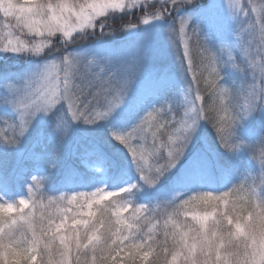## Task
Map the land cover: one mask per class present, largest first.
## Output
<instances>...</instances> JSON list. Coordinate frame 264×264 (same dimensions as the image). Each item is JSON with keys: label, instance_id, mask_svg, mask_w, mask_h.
Returning <instances> with one entry per match:
<instances>
[{"label": "snow or ice", "instance_id": "6c2138e0", "mask_svg": "<svg viewBox=\"0 0 264 264\" xmlns=\"http://www.w3.org/2000/svg\"><path fill=\"white\" fill-rule=\"evenodd\" d=\"M117 12L137 19L113 27ZM0 17V54L37 61L0 77V149L17 158L0 170V264H264V0H0ZM64 147L84 171L50 194Z\"/></svg>", "mask_w": 264, "mask_h": 264}, {"label": "trees", "instance_id": "16d2710c", "mask_svg": "<svg viewBox=\"0 0 264 264\" xmlns=\"http://www.w3.org/2000/svg\"><path fill=\"white\" fill-rule=\"evenodd\" d=\"M157 7H159L158 4H157ZM120 15L121 14L119 12L115 13L114 16L108 20L109 25H112L113 27H115L119 24L126 23L128 20L135 22L137 19L136 16H129L124 21H122L119 19ZM111 30H112L111 28H105V32H110ZM119 33H121V32H115L112 36L105 37V39L110 40V41H114L116 43H123L122 41H120V39H117V38H119ZM194 59H198V58H194ZM9 62H11V61H9ZM26 62L27 63L24 66L30 67V65L35 64L37 61L33 60L32 58H27ZM167 62L169 65H171L173 67H178L173 55H169ZM0 64H1V62H0ZM189 79H190V77H189ZM199 79H200L199 87L201 90V94L204 95L205 106H206V108H208L210 105L213 104V100L210 98V94H209V92H208V90H207V88L203 82V79L202 78H199ZM185 87H187V85H185ZM195 88H196V85H193V95L195 94ZM237 102L243 103L242 97L239 98V101H237V99L226 98L225 106L229 107V111H231L230 106H235V104ZM219 103H220L219 97H217L215 100V104L217 106H219ZM0 115H3V111L1 109H0ZM206 117L209 121H214L217 118V112L215 110H208L206 112ZM246 128H251L255 131V130H258L259 124L256 121H251L248 125H246ZM210 129H211V123L208 124V127L204 126L202 128V135L209 142L214 143V133H212ZM101 131H102V129H97L95 132L90 131L91 134L89 136H96ZM73 147H75V145H73ZM261 150H262L261 146L257 145L256 150H255V155H256L257 160L259 158ZM49 151L50 152L57 151L56 146L54 144L50 145ZM217 151L222 153V150H220L218 148H217ZM69 153L70 152H66L63 148H60L57 152V156H56L57 169H56L55 174L49 179V182L46 186V189L49 191L50 194H55L56 192L61 190V188H62V173H63V170L66 166L70 165L73 168H78L81 171H84L83 167L80 165V162L75 157L71 156ZM116 156L118 159L121 160V162H124L125 157H126V153L117 152ZM16 160H17V158H16L15 152L0 149V170H7L8 172H10L11 169L16 166ZM250 167H252V165H251L250 161H248L247 158L245 157L244 162L239 165V170L244 171L246 168H250ZM25 179H27V176H25ZM236 179H237V177L235 175H232L228 182H222L220 179H216L215 181H213L211 178H205L204 181L200 183V186L203 188L223 190V189H226L227 187H230L231 183L235 182ZM9 183L11 185V191H9L6 194L5 198L6 199H13V198L17 197L20 193H22L24 181L17 182L15 176H10L9 177ZM76 184H78V182ZM137 264H140V262L138 261Z\"/></svg>", "mask_w": 264, "mask_h": 264}, {"label": "rangeland", "instance_id": "374dc122", "mask_svg": "<svg viewBox=\"0 0 264 264\" xmlns=\"http://www.w3.org/2000/svg\"><path fill=\"white\" fill-rule=\"evenodd\" d=\"M244 2H246V0H243ZM118 13V12H117ZM4 20L2 17H0V24H3ZM12 23H14V21H12ZM123 35V33H119V38ZM28 39H31V37H27ZM117 38V39H119ZM27 58H31V57H16V56H12V55H5V54H0V77H8L9 79H14L17 75H19L20 73L24 72L26 69L30 68L32 65H30V67L28 66H24L27 62ZM11 61V62H9ZM3 111V115H5V110L3 108H0ZM9 115H14V113H7ZM77 128L81 131V132H85L88 136L91 134L90 130H87L84 126H80L78 125ZM74 145V144H73ZM73 145L71 147H73ZM71 147H64L63 149L66 152H70L71 151ZM97 176V182H104L102 181L101 178V174H96ZM94 185H89V184H76V187H82L85 190H87L90 187H93ZM200 186V184L198 185ZM108 187L112 188L113 184L111 182H108ZM25 191V184L23 186V191L22 193H20L18 196L23 195ZM17 196V197H18ZM15 197V198H17ZM13 199H9V200H14Z\"/></svg>", "mask_w": 264, "mask_h": 264}]
</instances>
